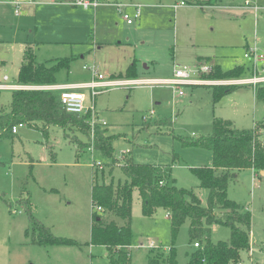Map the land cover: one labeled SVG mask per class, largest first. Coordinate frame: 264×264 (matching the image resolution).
I'll list each match as a JSON object with an SVG mask.
<instances>
[{"label": "rangeland", "instance_id": "1", "mask_svg": "<svg viewBox=\"0 0 264 264\" xmlns=\"http://www.w3.org/2000/svg\"><path fill=\"white\" fill-rule=\"evenodd\" d=\"M1 1L0 82L7 75V84L16 83L28 46L33 47L39 63L70 60L69 69L56 75L59 84L90 83L96 68L116 85L99 89L92 99L89 90L83 93L87 104L94 106L96 118L107 123L101 125L106 136L117 138L113 147L119 163L130 155L138 164L172 167L177 186L193 190L203 206L207 205L209 191L201 187L191 169L211 167L212 152L184 146L181 139L211 135L216 118L231 121L241 130L252 129L264 118V103L253 85L236 84L237 89L216 103L213 86L224 83L214 82L233 80L207 78L215 66L222 72L244 68L246 73L236 80L239 82L253 77L254 60L245 55L255 50L264 56V0H213L219 6L206 10L191 4L196 0H108L97 11L69 5L73 0H56L38 7L24 6L19 16ZM178 1L187 3L186 7L175 10L172 6ZM115 3L143 6L141 18L128 25L123 13L132 15L134 9L126 6L120 11ZM177 65L189 68L191 78L209 84L176 91L168 81L174 78ZM204 65L212 70L198 75ZM258 65L259 71L264 69V63ZM132 66L134 79L126 76ZM10 101L11 92L3 91L0 111ZM145 120L160 124L144 128ZM73 140L79 144L71 143ZM93 145L95 148L94 139L79 132H68L66 138L63 129L52 127L45 136L27 125L0 140V264H109L106 249L91 244L92 189L96 184L116 187L126 178L119 163L91 151ZM228 198L252 214V250L243 253L242 260L264 264V176L250 169L237 172ZM31 215L55 237L78 245L33 244ZM132 231L133 264H147L151 251L156 258L168 255L172 235L167 211L161 208L152 217L143 216L137 191ZM230 235L229 228L212 226L214 244L229 242ZM151 243L157 249H149ZM175 247L179 264H187V254L195 250L188 222Z\"/></svg>", "mask_w": 264, "mask_h": 264}, {"label": "trees", "instance_id": "2", "mask_svg": "<svg viewBox=\"0 0 264 264\" xmlns=\"http://www.w3.org/2000/svg\"><path fill=\"white\" fill-rule=\"evenodd\" d=\"M213 0H211L212 2ZM210 61V59H207ZM70 60H53L51 65L39 63L32 46L25 50L23 62L16 82L23 87H50L57 85L56 75L62 69H69ZM244 68L237 67L222 72L215 66L207 77L211 80H237L244 76ZM127 78L134 79L132 66L126 72ZM238 86H213L214 99H221L237 89ZM11 101L1 106L0 140L13 134L15 126L23 124L40 130L45 136L52 127L68 132H79L91 138L88 117L66 112L61 104L60 91L45 89H19L11 92ZM2 90H0L1 101ZM257 98L264 103V85L258 86ZM160 122L144 121V128ZM166 125H172L166 121ZM212 134L198 140L181 139L184 146L198 147L212 152L211 167L191 169L199 179L202 188L209 191L207 205L203 206L193 190L180 188L176 179L171 177V168L135 163L130 155L122 162L116 159L113 143L115 136H106L99 124L95 127V150L112 163L118 164L126 178L116 187L113 184L94 185L92 189L91 244L103 246L107 251L109 264H133L130 248L133 245L132 210L134 193L137 191L142 200V214L152 217L158 209H165L171 222L172 245L167 256L158 258L153 251L148 254L147 264H179L175 247L181 228L189 223L190 244L199 247L188 253L187 264H238L242 254L252 246V214L243 206L228 198L231 181L237 172L245 169L255 174L264 172V118L249 130L238 129L231 121L216 118ZM71 143L79 144L78 140ZM81 152L77 150V156ZM100 209V210H99ZM111 217L110 219L105 217ZM34 230L32 243L40 246H70L77 242L55 237L51 231L34 217L30 216ZM229 228L230 241H211L212 226ZM195 247V246H194ZM164 261V262H162Z\"/></svg>", "mask_w": 264, "mask_h": 264}, {"label": "built area", "instance_id": "3", "mask_svg": "<svg viewBox=\"0 0 264 264\" xmlns=\"http://www.w3.org/2000/svg\"><path fill=\"white\" fill-rule=\"evenodd\" d=\"M7 4L11 5L14 8V12L17 16L21 15L22 13V8L24 6L27 5H35V4H42L43 2L41 1H37V0H7L6 1ZM47 3V2H46ZM48 3H57L56 0H49ZM107 2L104 0H73L71 2H69V5L73 6V7H81L84 9H97L101 6L106 5ZM187 5V3L185 2H180L179 4H176L174 6L175 9L180 8V7H185ZM115 7H117L120 11L123 8H126V6H128V8H133L134 9V13L131 15L129 13H123V19L126 21V23L128 25H134L136 23L137 20H139L141 18L142 15V6L141 5H122V4H114ZM246 59H253L254 60V66H253V77L250 78V80H246V81H230V82H214L218 84H223L224 85H233L235 86L236 84H246L248 83V85H253L255 88V91L258 88V85L263 84L264 83V69H262L261 71H259L258 67H259V63H264V56L263 55H258L256 53L255 50L250 51L248 54L245 55ZM211 67L204 65L202 66L199 71H198V75L200 73H209L211 71ZM94 77L93 79L90 81V83L87 84H83V85H78V86H71L70 88H60V87H55V86H50V87H23V86H19V88L17 87H10L11 89L14 90H19V89H45V90H56V91H60V100H61V104L64 107V109L66 110L67 113L69 114H73V115H77V116H87L88 117V124L91 127V138L94 139V135H95V127L97 125H104L106 126L107 123L105 121L99 120L96 118L95 116V112H94V106L93 105H88L87 104V100L88 97L83 93V90H89L90 91V99H92L93 97H95L98 94V90L101 88H108V87H112L114 85H116V83L114 81H107L104 79V77L98 73L97 69L94 68ZM191 73L192 71L187 68V67H180L177 66L176 67V71L174 73V78H172L171 80L168 81V85L174 86L176 88V91H178L179 87H183V86H196V85H200L203 83H208L209 82H205L202 80H196L194 78H191ZM137 82H133V84H136ZM2 88L4 86H1ZM179 94L182 95L183 92L179 91ZM93 113V114H90ZM24 127L23 124H20L18 126H15L12 129L13 134H17L18 133V129ZM93 148L90 149L91 151H93ZM100 163L94 164V167L96 166H100ZM100 210V209H99ZM195 248H198L199 245L198 244H194ZM149 249H157V246L154 245L153 243H151L148 246ZM238 264H248L245 261H241Z\"/></svg>", "mask_w": 264, "mask_h": 264}, {"label": "crops", "instance_id": "4", "mask_svg": "<svg viewBox=\"0 0 264 264\" xmlns=\"http://www.w3.org/2000/svg\"><path fill=\"white\" fill-rule=\"evenodd\" d=\"M6 1L7 0H4V1H1V2H4L5 4H7L6 3ZM41 1V0H40ZM104 1H108V0H104ZM41 2H43L42 4H35V5H29V6H36V7H38V6H41V5H43V4H47L46 3V0H42ZM180 2H182V1H180ZM179 1L178 2H176L172 7L174 8V6L176 5V4H179L180 3ZM115 4H119V3H115ZM191 4H193L195 7H198V8H200V9H202V10H206V9H214V8H217L218 6H219V3L217 4V6H215V5H213L214 3H212L211 1H209V0H196L195 2L193 1V3H191ZM130 5H134V4H130ZM186 7V6H185ZM99 8H102V6L101 7H99ZM99 8H97V9H85V10H95V11H97ZM142 8H143V6H142ZM181 8H184V7H180V8H177V9H181ZM175 9V8H174ZM177 9H175V10H177ZM205 63H208V62H205ZM177 66H179V65H177ZM18 73H19V71H18ZM122 73V72H121ZM3 81H4V83L3 82H0V90H2V92L3 91H10V92H12L14 89H11L10 87H14V85L15 84H17V82L16 83H14V84H7L6 82H8L9 81V78H8V76L7 75H5L4 77H3ZM57 85H68V86H78V85H70V84H59V83H57ZM1 86H4L3 88L1 87ZM56 86V85H55ZM12 94V93H11ZM262 176H264V173L263 172H261L260 173ZM167 217H168V215H167ZM251 250H252V246H251Z\"/></svg>", "mask_w": 264, "mask_h": 264}, {"label": "water", "instance_id": "5", "mask_svg": "<svg viewBox=\"0 0 264 264\" xmlns=\"http://www.w3.org/2000/svg\"><path fill=\"white\" fill-rule=\"evenodd\" d=\"M264 173V172H263Z\"/></svg>", "mask_w": 264, "mask_h": 264}]
</instances>
